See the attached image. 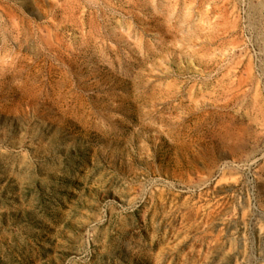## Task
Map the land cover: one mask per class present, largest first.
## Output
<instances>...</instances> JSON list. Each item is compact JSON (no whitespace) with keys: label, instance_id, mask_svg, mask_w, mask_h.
I'll return each instance as SVG.
<instances>
[{"label":"rangeland","instance_id":"rangeland-1","mask_svg":"<svg viewBox=\"0 0 264 264\" xmlns=\"http://www.w3.org/2000/svg\"><path fill=\"white\" fill-rule=\"evenodd\" d=\"M0 264H264V0H0Z\"/></svg>","mask_w":264,"mask_h":264}]
</instances>
